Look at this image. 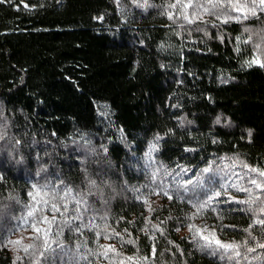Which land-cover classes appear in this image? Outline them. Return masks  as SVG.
Returning a JSON list of instances; mask_svg holds the SVG:
<instances>
[{"label": "trees", "instance_id": "trees-1", "mask_svg": "<svg viewBox=\"0 0 264 264\" xmlns=\"http://www.w3.org/2000/svg\"><path fill=\"white\" fill-rule=\"evenodd\" d=\"M167 2L147 0V7L134 0L0 3V132L5 137L0 200L9 205L0 216V232L5 238H11L13 217L23 211L5 197L27 201L32 184L61 181L87 192L92 179L98 188L90 202L96 201L117 231L127 229L131 235L125 239L136 241L124 246L125 256L147 255L155 243L156 255L146 264H222L201 252L178 222L190 206L155 193L163 183L175 197L176 182L195 180L209 166L213 172L203 173L206 183L209 178L221 182L224 165L233 159L264 169V68L246 65L261 54L254 48L258 39L243 32L244 27L259 30L264 21L222 24L205 16L211 23L200 24L198 31L197 25L180 27L183 21L173 24L164 14ZM165 169L172 175L165 177ZM153 198L158 201L149 206ZM216 207L208 225L221 223L220 213L223 224L238 228L253 219L239 210L247 205ZM5 215L11 220L3 221ZM224 238L240 235L228 228ZM103 240L120 248L115 240ZM16 256L10 247L0 248V264H14ZM95 264L108 262L96 258Z\"/></svg>", "mask_w": 264, "mask_h": 264}, {"label": "snow or ice", "instance_id": "snow-or-ice-1", "mask_svg": "<svg viewBox=\"0 0 264 264\" xmlns=\"http://www.w3.org/2000/svg\"><path fill=\"white\" fill-rule=\"evenodd\" d=\"M2 2L3 0H0V3ZM116 2L119 4L120 0ZM134 2L138 7L148 6L147 0H143V3L139 0H134ZM173 9L175 11H172ZM164 14L173 24L183 21L180 27L197 25L195 30L199 31L201 30L200 24L211 23L210 20H204L205 16L214 17L222 24L233 21L243 23L249 18L264 21V0H168L164 6ZM215 26L213 24V27ZM243 32L249 34V40L258 39L254 48L260 52L261 56H264V27L257 31L244 27ZM245 63L248 67L257 64L264 68V59L260 57ZM216 123H220L219 117ZM250 135L251 132H249ZM4 138L3 132H0V140ZM161 138L157 137V140ZM155 148V145L151 146L147 154L149 159ZM240 163L246 171L243 173L229 171L221 177V182H215L209 178L206 183L203 173L213 172L212 167L209 166L201 169V174L196 175L195 180L190 178L187 181L176 182L175 197L169 195L163 183L158 185L162 191L155 194L163 195L169 200L177 199L190 206V209L184 212L183 217L178 218V222L187 227L193 242L201 252L214 257L222 264H264V252L255 256L251 255L258 249H264V169ZM160 167L164 168L163 165ZM158 171L152 173L153 177L157 176ZM188 171L190 170L181 168V173ZM250 173L255 175H250ZM163 175L166 177L172 173L165 169ZM227 176H232L234 179L227 180ZM97 188V181L92 179L88 180L87 192L64 185L63 181L59 184L45 182L31 185L26 194L27 201H21L13 195L5 197L17 205H22L23 208L19 216L13 217L16 224L10 230V235H15L17 228L22 232H30L31 235L13 240L5 238L3 232H0V248L10 247L17 253H23V256L15 257L14 264H95L96 258L107 261L108 264H146L156 255L155 243L147 255L125 256L124 246L126 244L135 245L136 241L125 239V235H131L127 229L117 231L112 224L108 223L107 213L100 214V209L95 207L96 201L90 202L89 197L94 195L93 189ZM181 190L186 194H191L181 195ZM230 190L245 193V198H237ZM96 194L102 196L99 191ZM143 203H147L146 198ZM220 203L247 205L248 207L239 210L250 212L253 219L246 227L238 228L223 224V214L220 213L216 219L221 223L208 225L207 219L211 214L217 213L216 205ZM7 207L9 205L0 200V216L4 214V209ZM148 211L151 212L153 209L149 207ZM168 219H171V216ZM197 220H203L205 223L198 225ZM163 223L164 221H161V224ZM153 227L164 235L160 225ZM228 228H231L234 234L240 235L239 240L224 238ZM256 228L259 229L258 233L254 231ZM179 230L176 228V231ZM101 239L115 240L120 248L117 249L111 243L100 244ZM25 240L31 242L25 243ZM169 243L172 242L169 241ZM176 247L178 250V246Z\"/></svg>", "mask_w": 264, "mask_h": 264}, {"label": "rangeland", "instance_id": "rangeland-1", "mask_svg": "<svg viewBox=\"0 0 264 264\" xmlns=\"http://www.w3.org/2000/svg\"><path fill=\"white\" fill-rule=\"evenodd\" d=\"M258 57H260L261 59H264V56H261V55H257ZM147 159H146V162L148 163L150 160H152L153 158H152V156H151V159H149V156H147L146 157ZM227 161H231L230 160V158H228L227 159ZM232 162V161H231ZM241 161L238 159L237 161L235 160V159H233V162H232V164H228V165H224L225 167V171H226V173H228L229 171H234V172H239V173H243L244 171H246V169H243L242 167H241V163H240ZM243 164H245V163H243ZM235 166V167H234ZM147 171V170H146ZM250 175H255L254 173H250ZM232 179H234V177H232V176H228V179L227 180H232ZM148 183H151V177L150 176H148ZM128 190V189H127ZM230 191H234V190H230ZM148 192H150V188H148ZM233 194L237 197V198H239V199H243V198H245L244 197V193H236V192H233ZM243 197V198H242ZM154 199L155 198H153V200H149L150 202H149V206H153L154 204H156L157 203V201H158V199H156L155 201H154ZM10 221L11 220V217H10V215H5L4 217H3V221ZM29 235H31V233L30 232H22L21 230H19V231H17L16 232V234L15 235H12L11 236V238L10 239H13V240H16V239H18L19 237H21V236H29ZM25 243H30L31 241H29V240H25L24 241ZM100 244H103V245H105V241L103 240V239H101V241H100ZM11 249V248H10ZM12 250V249H11ZM15 254H17V255H20L21 256V254H23L22 252H20V253H17L16 251H14V250H12Z\"/></svg>", "mask_w": 264, "mask_h": 264}]
</instances>
